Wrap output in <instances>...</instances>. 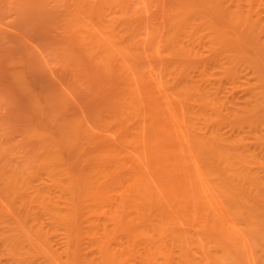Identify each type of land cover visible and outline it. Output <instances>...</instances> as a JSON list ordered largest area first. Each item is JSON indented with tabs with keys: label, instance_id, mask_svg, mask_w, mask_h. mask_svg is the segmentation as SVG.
Wrapping results in <instances>:
<instances>
[{
	"label": "rangeland",
	"instance_id": "rangeland-1",
	"mask_svg": "<svg viewBox=\"0 0 264 264\" xmlns=\"http://www.w3.org/2000/svg\"><path fill=\"white\" fill-rule=\"evenodd\" d=\"M260 6L264 0H0V217L6 225V219L21 225L19 235L24 231L37 246L48 239L63 261L70 247L77 264L94 257L91 233L111 229L114 214L124 217L119 235L126 240L123 231L137 224L125 193L141 162L134 147L146 153L142 144L151 129L150 138L164 141L171 156L178 130L170 124L176 116L181 123L184 104L198 129L200 116L213 109L190 85H209L223 97L214 108L223 119L244 107L254 68L242 63L234 76L220 64L241 51L264 72ZM222 127L227 135L237 132ZM244 148L252 154L247 162L264 174V144ZM262 222L260 234L224 224L231 252L222 264H264ZM179 254L171 264H183ZM197 254V264H217Z\"/></svg>",
	"mask_w": 264,
	"mask_h": 264
},
{
	"label": "bare ground",
	"instance_id": "bare-ground-1",
	"mask_svg": "<svg viewBox=\"0 0 264 264\" xmlns=\"http://www.w3.org/2000/svg\"><path fill=\"white\" fill-rule=\"evenodd\" d=\"M261 8L264 10L261 6L259 10ZM252 9L249 3L248 10ZM261 45L264 48V41ZM242 63L252 66L255 75L254 85L248 84L247 88L250 92L243 108L232 111L229 109L227 118L223 119L214 111V108L217 110L219 104L223 103V97L218 92H213V88L209 85L203 86L204 88L198 86L199 84L196 88L190 85L191 87L188 88L193 89L192 91H200L202 100L198 98L199 102L203 101L213 111L204 116V119L200 116L201 111L198 112L200 115L197 113L202 119H199V123L202 122L198 129L190 123L193 119L188 115L190 110L186 104L181 106V117L179 116L181 123L178 116L175 120L172 114L168 115L166 119L173 118L175 121H171L170 125L175 126L173 128L177 126L178 130V132L175 129L174 132L171 131L175 137V139L172 137L175 148H171L172 151L169 153L171 156H168L166 151V143L158 138L160 142L162 141V143L158 141L162 146L159 147L156 138L154 137L155 142L150 138L151 129H146L148 131L145 134L148 137L142 139L144 142L142 147L147 148L146 153H143L138 146L134 147L133 151L138 152V156L141 155L139 156L141 162L139 169L136 168L138 171L136 170L129 180V188L125 190L134 202L135 215H130L129 218L133 217L134 219L131 220L133 219L137 224L132 227L133 229L129 228V231H123L126 235L124 240V237L119 235L124 217L120 214L121 219H119L114 214L115 217H111L114 219L111 229L105 228L101 234L97 230L91 233L90 244L95 255L89 261L86 259L84 264H150L149 262L153 261L171 264L172 254L177 250L183 264H197L195 261L199 259L195 260L193 256L197 252L202 254L200 258L204 255L206 258L216 260L217 264H222L224 257L231 252L226 242L228 236L223 237L226 233L222 228L224 224L239 223L252 234L261 231L259 229L263 226L264 217L259 222V218L262 219L263 216L259 213L264 212V174L253 169L247 162V157L252 154L250 150L244 148V145L251 141L264 144V72L261 73L259 68H255V61L246 57L241 51L227 55L225 63L221 62L220 67L225 73L235 76L238 72L236 70ZM135 87L137 89V86ZM188 88H184V94L185 91H190ZM139 90L142 91L140 88ZM136 95L138 99V93ZM187 95H184L185 98L189 97ZM144 99L145 96L140 102ZM144 111L149 115L148 110ZM147 121L145 120V123ZM224 123L230 124L232 130L237 132H231L230 135L228 133V136L225 132L229 128L225 132L221 129ZM144 124L143 126H149L148 123ZM154 124L156 126V121ZM172 134L169 136L171 137ZM249 137L251 141L248 140ZM167 146L170 147L169 144ZM6 220L10 227H7L5 218L0 219V222L5 221V227L1 226L0 230V246L3 254L7 256L6 264H77L74 254L70 253V247L66 248L68 258L63 261L60 254L49 249L47 238V240L44 238L43 245L37 246L33 241L28 242L26 236L28 246L24 241V231L21 236L19 235L18 230L21 225L19 227V224L12 223L14 226L12 227L9 220ZM115 220H117L116 224ZM260 223L262 226L259 228ZM96 228L93 226L90 229ZM195 257L197 259V256Z\"/></svg>",
	"mask_w": 264,
	"mask_h": 264
}]
</instances>
